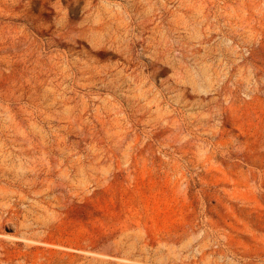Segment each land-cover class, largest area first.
Masks as SVG:
<instances>
[{"label": "rangeland", "instance_id": "1", "mask_svg": "<svg viewBox=\"0 0 264 264\" xmlns=\"http://www.w3.org/2000/svg\"><path fill=\"white\" fill-rule=\"evenodd\" d=\"M0 264H264V0H0Z\"/></svg>", "mask_w": 264, "mask_h": 264}]
</instances>
